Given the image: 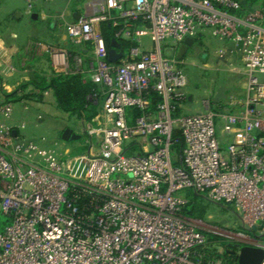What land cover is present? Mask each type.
<instances>
[{
  "label": "built area",
  "instance_id": "built-area-1",
  "mask_svg": "<svg viewBox=\"0 0 264 264\" xmlns=\"http://www.w3.org/2000/svg\"><path fill=\"white\" fill-rule=\"evenodd\" d=\"M87 4L90 13L69 29L71 44L93 45L87 67L80 52H48L55 71L102 86L97 126L86 133L97 145L67 158L68 148L25 136V122H10L13 103L0 101V264H225L209 257L207 236L184 212L194 196L236 208L253 234L249 246L264 250V8L239 15L237 0ZM140 17L148 25L127 22L116 33L138 45L111 62L101 24ZM206 30L240 52L243 90L184 114L190 80L178 47ZM240 247L229 253L234 264Z\"/></svg>",
  "mask_w": 264,
  "mask_h": 264
},
{
  "label": "rangeland",
  "instance_id": "rangeland-1",
  "mask_svg": "<svg viewBox=\"0 0 264 264\" xmlns=\"http://www.w3.org/2000/svg\"><path fill=\"white\" fill-rule=\"evenodd\" d=\"M1 1L3 8L10 6L13 2L18 3L19 1H23V6L27 8L29 5L26 0ZM39 2L40 0L35 2L34 5ZM35 22L37 21L31 22L29 17H27L25 26L27 28H33L35 27L34 24H36L38 28L46 27V23L44 22ZM61 29L56 38L44 36V39L55 48L79 52V47L74 46L70 42L69 25L64 24L61 26ZM142 39L143 46L148 48L150 46V37L146 35ZM220 43L221 41L207 30L204 36L195 39L194 44L186 53L185 59L187 63L185 70L190 80V84L186 90L193 96V99L183 106L184 114L203 113L206 110L204 106V99L206 98H210L216 102L225 101L230 93L242 92L245 75L241 72V63L237 64L233 58L223 60L215 56ZM89 46L92 47V45ZM232 46L229 43V45L224 44L221 47L229 50V47ZM82 57L84 63L88 64L93 59V54L90 52V60L89 57ZM230 61H233L234 65H231ZM101 107L98 113L101 111ZM13 108L14 114L25 121V128L22 130L25 136L37 140L46 147H54L59 150L61 148H68L69 153L66 156L67 158L83 155L97 145L99 138L95 136L91 138V143H87L88 136L86 133L87 128L90 127L89 124L93 127L97 126L93 119L87 121L79 119L75 115L58 109L54 102L48 103L46 107L37 110L30 117L22 109L21 103L13 102ZM38 114L42 115L41 120H38ZM67 127L81 134V138L69 141L62 140V133ZM192 209L193 214L186 216L207 236L209 250H215L219 254L226 252L229 255L238 246L251 244L252 241L250 238L253 237V234L247 230L239 212L233 206L214 203L197 197L195 198ZM6 222L7 217L0 213V229L4 227ZM229 256H226L224 260H228L230 258Z\"/></svg>",
  "mask_w": 264,
  "mask_h": 264
},
{
  "label": "crops",
  "instance_id": "crops-1",
  "mask_svg": "<svg viewBox=\"0 0 264 264\" xmlns=\"http://www.w3.org/2000/svg\"><path fill=\"white\" fill-rule=\"evenodd\" d=\"M87 1L40 0L36 5H28V8L23 6V1H19L18 3L13 2L10 6L3 8L2 1L0 0V101L3 100L4 92H13L22 83L30 81L36 73L50 74L55 71L51 55L48 52V48L53 46L44 39V36L56 38L62 30V25L67 24L70 27L73 21L90 13ZM131 4V2H128V5ZM78 16L80 17L77 18ZM27 17H29L31 22L40 21L46 23V27L38 28L34 24L35 27L27 28L25 26ZM206 32L207 30L202 32L198 37L204 36ZM219 41H221L219 48H224L221 46L224 44L229 45L230 43L221 39ZM89 45H92V43L87 44L82 50L79 47V52L84 57H89L93 48V45L92 47ZM230 45L233 44L230 43ZM224 49L227 51V56L224 59H235L237 64L241 63L242 69L243 63L237 48L232 46L229 47V50L227 48ZM215 56H218L217 53ZM90 59L91 57H89ZM231 62L233 63V61ZM86 65L85 67H87ZM48 92V95L44 96L43 102L33 99H24L18 102L21 103L22 109L28 113L29 117L37 110L46 107L48 103L54 102L56 107L60 109L57 105L54 91L49 90ZM192 99L193 96L189 94L187 103ZM37 118L41 120L42 115L38 114ZM10 122L20 123L25 121L13 112V120Z\"/></svg>",
  "mask_w": 264,
  "mask_h": 264
},
{
  "label": "trees",
  "instance_id": "trees-1",
  "mask_svg": "<svg viewBox=\"0 0 264 264\" xmlns=\"http://www.w3.org/2000/svg\"><path fill=\"white\" fill-rule=\"evenodd\" d=\"M241 4V8L237 10L239 15H244L250 12L253 8L261 6L264 8V0H237ZM120 24L114 26L111 22H103L101 24V34L103 36L107 48L111 47L112 40L115 38L120 43V48L124 53H127L131 47L137 46L138 42L132 38L116 37L117 31L124 27L127 22L131 23L132 30L140 27L141 25H148L142 18L137 20L122 18L119 19ZM53 90L56 96L58 107L67 113L77 116L82 120L93 119L103 102V88L101 85L93 82L81 72L65 73L53 71L50 74L36 73L32 76L30 81L22 83L13 92H4L3 99L8 102H18L24 99H33L38 102L44 101V92ZM159 95L152 93L151 101L156 105L159 101ZM134 114H139L138 109H134ZM181 148V144L174 147L176 153ZM194 196L192 201L186 206L184 212L186 215L193 214V203L195 202ZM210 239H212L210 237ZM210 258H226L229 256L226 252L219 254L215 250H209ZM230 257V256H229ZM234 259H228L225 264H234ZM238 264V263H237Z\"/></svg>",
  "mask_w": 264,
  "mask_h": 264
},
{
  "label": "water",
  "instance_id": "water-1",
  "mask_svg": "<svg viewBox=\"0 0 264 264\" xmlns=\"http://www.w3.org/2000/svg\"><path fill=\"white\" fill-rule=\"evenodd\" d=\"M78 16L77 18H79ZM195 38L188 37L181 43L178 47L177 56L179 58H183L190 47L194 44ZM109 60L111 62L119 61L123 55V50L120 49V43L117 39L112 40L111 47L108 48ZM14 133H16L14 131ZM81 138V134L76 133L72 128H65L62 133V140H77ZM255 229V227H254ZM264 258V250L261 248L253 247V246H241L240 254L238 256V264H261Z\"/></svg>",
  "mask_w": 264,
  "mask_h": 264
}]
</instances>
